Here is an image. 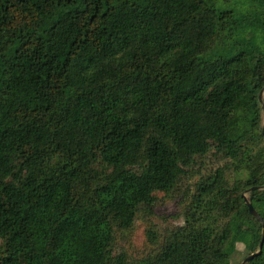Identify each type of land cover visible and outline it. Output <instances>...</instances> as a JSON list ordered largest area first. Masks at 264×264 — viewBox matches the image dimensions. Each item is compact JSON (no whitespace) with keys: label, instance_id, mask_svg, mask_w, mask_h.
I'll list each match as a JSON object with an SVG mask.
<instances>
[{"label":"trees","instance_id":"obj_1","mask_svg":"<svg viewBox=\"0 0 264 264\" xmlns=\"http://www.w3.org/2000/svg\"><path fill=\"white\" fill-rule=\"evenodd\" d=\"M236 3L0 0V264H229L236 244L254 253L264 0ZM208 155L224 163L184 194L182 225L149 256L116 252V232ZM246 264H264V237Z\"/></svg>","mask_w":264,"mask_h":264},{"label":"rangeland","instance_id":"obj_2","mask_svg":"<svg viewBox=\"0 0 264 264\" xmlns=\"http://www.w3.org/2000/svg\"><path fill=\"white\" fill-rule=\"evenodd\" d=\"M233 2H237L236 8L240 11L244 9L245 4H243V2L245 3V0H233ZM259 93L260 99H258ZM256 98L261 110V127L264 117L261 109V105L264 101V86L256 92ZM223 163V161L217 162L208 155L202 160V164L199 167H195L194 170L187 175L185 180L182 179L177 192H173L169 195H164L162 193L155 194V201L152 207L148 212L141 211L137 215L130 230L116 232L114 250L116 252H123L130 261H135L155 253L165 235L174 228L181 226L183 223L181 213L184 203V194L187 193V191H191L193 183L200 176L207 174L216 166L223 165ZM242 196L246 199L247 194L244 193ZM148 230L155 233L156 239L154 241L148 240L146 236ZM256 250L257 247L254 249V252ZM247 255L248 252L244 246L242 244H236L234 252L229 258V264H240Z\"/></svg>","mask_w":264,"mask_h":264},{"label":"water","instance_id":"obj_3","mask_svg":"<svg viewBox=\"0 0 264 264\" xmlns=\"http://www.w3.org/2000/svg\"><path fill=\"white\" fill-rule=\"evenodd\" d=\"M262 91V90H261ZM261 93V92H260ZM260 93L258 95V99H260ZM261 109H263V104L261 105ZM261 134L264 136V117H263V124H262V127H261ZM258 190H262L264 189V187H257ZM244 203L247 207V210H248V213L254 217L255 219H257L258 222H260V219L259 217L255 214L254 210L252 209V207L248 204V202L246 201V199H244ZM261 223V222H260ZM263 237H264V226L263 224H261V236H260V241L258 243V246H257V250L254 252V253H251L249 255H247L242 261L240 264H246L248 263L253 257L259 255L260 253V248H261V244H262V241H263Z\"/></svg>","mask_w":264,"mask_h":264}]
</instances>
